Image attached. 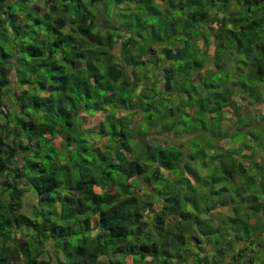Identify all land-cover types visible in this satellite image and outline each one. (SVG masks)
Listing matches in <instances>:
<instances>
[{
  "label": "clouds",
  "instance_id": "1",
  "mask_svg": "<svg viewBox=\"0 0 264 264\" xmlns=\"http://www.w3.org/2000/svg\"><path fill=\"white\" fill-rule=\"evenodd\" d=\"M0 264H264V0H0Z\"/></svg>",
  "mask_w": 264,
  "mask_h": 264
}]
</instances>
